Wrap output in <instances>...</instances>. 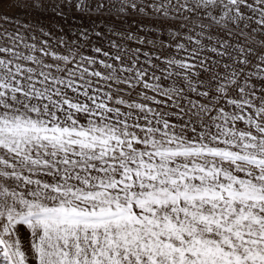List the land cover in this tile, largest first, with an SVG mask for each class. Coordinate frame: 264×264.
Returning <instances> with one entry per match:
<instances>
[{
  "label": "snow or ice",
  "instance_id": "snow-or-ice-1",
  "mask_svg": "<svg viewBox=\"0 0 264 264\" xmlns=\"http://www.w3.org/2000/svg\"><path fill=\"white\" fill-rule=\"evenodd\" d=\"M0 264H264V0H0Z\"/></svg>",
  "mask_w": 264,
  "mask_h": 264
},
{
  "label": "rangeland",
  "instance_id": "rangeland-1",
  "mask_svg": "<svg viewBox=\"0 0 264 264\" xmlns=\"http://www.w3.org/2000/svg\"><path fill=\"white\" fill-rule=\"evenodd\" d=\"M2 3H3V7L7 9L8 0H2ZM82 23L87 24L88 23L87 19L83 21L70 19L68 24L65 25V28L68 30V34L70 35L72 32L77 31L78 28L76 27V25H81Z\"/></svg>",
  "mask_w": 264,
  "mask_h": 264
}]
</instances>
